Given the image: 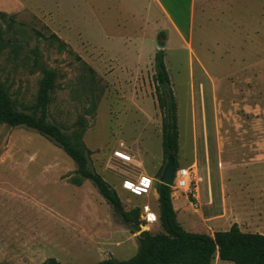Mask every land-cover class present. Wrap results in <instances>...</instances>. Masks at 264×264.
I'll return each instance as SVG.
<instances>
[{
	"label": "rangeland",
	"instance_id": "rangeland-1",
	"mask_svg": "<svg viewBox=\"0 0 264 264\" xmlns=\"http://www.w3.org/2000/svg\"><path fill=\"white\" fill-rule=\"evenodd\" d=\"M237 1L229 10L195 9L190 31L175 33L147 24V0H0V44L8 41L0 88L13 108L30 112L39 65L54 69L47 121L68 137L84 126L90 168L126 212L139 209L137 223L121 222L90 181L72 185L76 165L61 148L30 128L0 124V264L125 261L141 232L163 233L159 219L148 224L143 216L144 207L158 210L153 190L163 161L154 82L160 45L177 105L178 165L195 167L198 189L186 198L171 188L177 221L187 232L220 230L211 218L221 215L220 185L234 180L226 171H264V0ZM143 174L155 180L153 190L134 196L126 185ZM236 179L240 227L264 233V173ZM224 195L229 202L232 192Z\"/></svg>",
	"mask_w": 264,
	"mask_h": 264
},
{
	"label": "trees",
	"instance_id": "trees-1",
	"mask_svg": "<svg viewBox=\"0 0 264 264\" xmlns=\"http://www.w3.org/2000/svg\"><path fill=\"white\" fill-rule=\"evenodd\" d=\"M158 37L164 39V32H160ZM47 38L57 42L61 48L66 46L54 33ZM7 43L0 44V51ZM154 67L156 103L162 113L163 161L160 170L166 160L172 157L175 172L180 168L177 161L179 150L177 105L162 50L155 54ZM39 68L42 79L36 103L30 112L15 111L11 100L0 88V124L30 128L53 142L76 165L75 174L78 178L71 181L72 185L79 187L83 180L90 181L121 222L127 224L134 220L137 223L139 209L135 208L126 212L116 191L100 174L90 168V152L82 141L84 126L81 125L73 136L68 137L60 127L47 121L48 105L55 89L57 72L45 65H39ZM156 190L158 191L159 222L163 233L151 235L145 231L141 232L137 237V252L129 260L107 259L94 264H211L215 256H218L221 261L233 264H264V235L242 232L236 224H233L227 231L215 232L213 235L187 232L177 221L172 204L171 188L157 184ZM42 264L61 263L54 258H49Z\"/></svg>",
	"mask_w": 264,
	"mask_h": 264
},
{
	"label": "crops",
	"instance_id": "crops-1",
	"mask_svg": "<svg viewBox=\"0 0 264 264\" xmlns=\"http://www.w3.org/2000/svg\"><path fill=\"white\" fill-rule=\"evenodd\" d=\"M147 1H148V6H147L148 11L146 12L147 13L146 16H150L151 18V20H148L147 24L154 26V29L157 28L159 30H167V31L170 30L175 33L180 31L182 32L190 31L193 23L192 18L195 9H197L198 13L200 14H204L208 9H211L212 11L214 9L229 10L232 9V7H234L235 4L238 2L237 0H147ZM184 25H186V28L184 27ZM180 40L182 41L184 40V38H180ZM224 173L225 172L221 171V175ZM226 173L230 177L231 176L234 177V180L229 182L230 184L227 189L224 187V185H220L221 206H222V209H220L221 215L211 218L213 226L220 228V230H217L215 232L227 231L233 224H236L240 229V231L242 232L258 233L264 235V233L261 231L252 232V231L242 230V228L240 227L237 221L240 218L239 215L240 211L238 210L241 207V205L240 202L237 201L238 197L235 194L236 192L240 191L239 187L237 186L238 184H236L238 181V179H236L237 176H243L246 175V173L248 175L253 176L255 174L257 175L264 173V171H226ZM153 181L155 183V180ZM153 191L155 193L158 202V193H156V189ZM227 191L232 192L229 202L225 200V195H224L225 192L227 193ZM205 193L207 198L206 190ZM177 194L178 193H175V195L174 193L171 194L172 204L175 212H177V209L174 204V198L175 196H177ZM226 197H228V195ZM197 199H199V196L197 197ZM211 199L213 200L214 203L215 194H214L213 186H211ZM218 211L215 210V212ZM145 212H148V210ZM152 212L159 217V203H158L157 212L155 211ZM230 220L233 221L231 222ZM215 232H211V234L209 235H213Z\"/></svg>",
	"mask_w": 264,
	"mask_h": 264
},
{
	"label": "built area",
	"instance_id": "built-area-1",
	"mask_svg": "<svg viewBox=\"0 0 264 264\" xmlns=\"http://www.w3.org/2000/svg\"><path fill=\"white\" fill-rule=\"evenodd\" d=\"M123 147V144H120ZM115 155L121 159L131 162L129 156H126L120 151H116ZM154 181L147 176L140 175L136 180H131L127 183L126 189L134 196H148L153 190ZM172 188V187H171ZM173 188L180 193H185L186 198L195 197L196 180H195V167L193 165L188 167H180L173 173ZM197 192V191H196ZM196 206V204L194 205ZM148 212H145L147 211ZM144 220L148 224H154L158 221L159 217L155 215L148 207L143 209ZM150 216H152L150 218Z\"/></svg>",
	"mask_w": 264,
	"mask_h": 264
},
{
	"label": "water",
	"instance_id": "water-1",
	"mask_svg": "<svg viewBox=\"0 0 264 264\" xmlns=\"http://www.w3.org/2000/svg\"><path fill=\"white\" fill-rule=\"evenodd\" d=\"M159 50H163L164 46L160 45ZM173 173H174V159L172 157H169L160 173V176L158 177L157 181L159 184L166 185L168 187H173ZM156 193L158 191L156 190Z\"/></svg>",
	"mask_w": 264,
	"mask_h": 264
}]
</instances>
